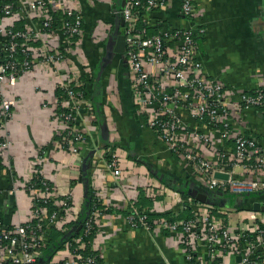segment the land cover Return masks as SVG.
Listing matches in <instances>:
<instances>
[{
	"label": "built area",
	"instance_id": "2783aa9c",
	"mask_svg": "<svg viewBox=\"0 0 264 264\" xmlns=\"http://www.w3.org/2000/svg\"><path fill=\"white\" fill-rule=\"evenodd\" d=\"M51 12H59L62 19L60 50L40 44L54 30ZM119 14L131 97L143 120L141 127L150 129L181 167L208 189L235 196L264 191V145L237 131L248 110L264 116V89L236 92L207 74L200 49L206 30L195 19L192 0H125ZM27 19L40 24L26 25ZM82 34L81 14L71 0H0V131L7 129L13 116L18 82L41 69L59 76ZM68 71L75 74L74 66L69 65ZM73 86L82 88L72 77L61 83L64 95H57L50 118L56 146L77 157L75 145L83 134L73 127L84 98ZM10 144L2 135L0 153ZM47 153L39 149L33 179L24 186L27 217L5 223L0 216V264H38L53 231L67 233L78 217L72 196L60 194L44 173ZM104 153L106 171L120 178L119 156L111 149ZM215 173L228 178L215 179ZM93 194L92 209L79 232L46 264H104L87 239L96 235L97 220L109 208L101 206L94 189ZM237 214L187 199L178 216L160 220L159 225L181 234L186 264H228L229 255L239 258L235 264H264V210L248 211L243 226L231 224ZM126 219L133 228L151 230L146 213H131ZM199 248L205 250L203 258L197 256ZM60 251L65 254L59 255Z\"/></svg>",
	"mask_w": 264,
	"mask_h": 264
},
{
	"label": "crops",
	"instance_id": "0c3cea01",
	"mask_svg": "<svg viewBox=\"0 0 264 264\" xmlns=\"http://www.w3.org/2000/svg\"><path fill=\"white\" fill-rule=\"evenodd\" d=\"M121 1L71 0L81 14L83 34L59 76L41 69L18 82L13 116L7 129L0 131V139L5 135L11 143L0 153V216L5 223L27 217L29 199L24 186L33 179L36 156L44 148L48 150L44 173L60 194L72 196L78 216L88 184L101 206L109 208L98 218L92 241L104 264H186L181 234L162 230L159 221L181 213V204L190 199L183 198L190 183L211 190L181 167L150 129L141 127L143 120L132 102L125 49L117 47V40L123 37V18L116 14ZM192 2L195 19L206 30L200 49L207 74L236 92L264 89V0ZM51 20L54 30L40 44L60 50V13L51 12ZM30 24L37 27L40 22L27 19L26 25ZM106 53L112 59L98 79V66ZM69 65L74 66L75 74L68 71ZM71 77L88 94L73 127L83 134L75 145L77 157L56 146L57 133L50 118L57 89ZM237 131L251 134L264 145V116L259 110H248ZM106 149L120 158V178L106 171ZM13 189L15 194L9 195ZM255 202L264 204V199L241 202L243 210L231 224L245 225ZM131 213H146L151 230L131 227L126 219ZM197 256L203 258L205 250L199 248ZM226 261L235 264L238 257L229 255Z\"/></svg>",
	"mask_w": 264,
	"mask_h": 264
},
{
	"label": "trees",
	"instance_id": "16d2710c",
	"mask_svg": "<svg viewBox=\"0 0 264 264\" xmlns=\"http://www.w3.org/2000/svg\"><path fill=\"white\" fill-rule=\"evenodd\" d=\"M72 90L75 92V93H81L83 98H86L88 96L87 92H86V89L84 88V86L82 88H78V87H72ZM56 94L57 95H64V90H61V89H57L56 91ZM82 181H85V179L83 180V178L81 179ZM209 192H215V191H209ZM225 197H230V198H233V199H238V202L237 205H233L232 208L236 211H241L243 210V205L241 206L240 203L241 202H244V201H250L252 198H260V199H264V192L262 193H256V194H250L249 196V199H245V196L244 198H242L241 195L240 197L239 196H235V195H231L229 193H224ZM183 198H186V194L183 195ZM242 198L243 201L240 199ZM187 200V198H186ZM94 203V194H93V189L90 188L89 184L86 185V189H85V198H84V202H83V207L81 209V212L78 216V220L76 223H74L73 225L70 226V229L67 233H59L57 231H53L52 235H51V238H50V242L48 244V246L46 247L44 253H43V256L41 257V262L38 264H46V262L48 260L51 259V257L59 250H61L63 248V245L71 240L74 236H76V230L78 229L79 226L82 225L83 221L85 220V218L87 217V215L89 214V212L91 211L92 209V205ZM214 207H217V206H214ZM94 234L89 236L87 241H89L90 243L93 241V238H94Z\"/></svg>",
	"mask_w": 264,
	"mask_h": 264
},
{
	"label": "water",
	"instance_id": "95a60500",
	"mask_svg": "<svg viewBox=\"0 0 264 264\" xmlns=\"http://www.w3.org/2000/svg\"><path fill=\"white\" fill-rule=\"evenodd\" d=\"M124 2L125 0H122L120 2V8H117L116 10V14H118L120 16V18L122 19L121 14H119L120 10H122L123 6H124ZM124 25L123 19H122V26ZM118 46H122L125 49V43H124V37H122L120 40H117V47ZM112 56L109 53H106V55L101 59L100 63H99V68H98V79L100 78V76L102 75V72L104 70V68L107 66V64L109 62H111ZM106 139V138H105ZM215 179H219V180H227V175L226 174H221V173H215L214 175ZM182 187H184L182 185ZM178 190H180L182 192V188H178ZM186 190V193H185ZM184 193L192 200H194L195 202H199L201 204H205V205H209V206H217L219 208H227L230 207L232 208L233 205H237L238 199H233L228 197H225L224 193L220 192V191H215V192H209V191H204L202 188H198L196 186H194L193 183H190L189 185H187L185 187ZM264 191L258 192V193H262ZM256 194V193H254ZM248 195H243L241 196L242 198L245 199H249ZM240 197V196H239ZM240 198L242 201L243 199ZM264 207H262L260 202H255L252 204V208L251 211L252 212H260L263 211ZM81 226L78 227V229L76 230V234L79 232ZM42 260H39V263ZM239 261V258H238Z\"/></svg>",
	"mask_w": 264,
	"mask_h": 264
},
{
	"label": "rangeland",
	"instance_id": "374dc122",
	"mask_svg": "<svg viewBox=\"0 0 264 264\" xmlns=\"http://www.w3.org/2000/svg\"><path fill=\"white\" fill-rule=\"evenodd\" d=\"M72 209H73V207H72ZM236 216V215H235ZM62 254H65V253H62Z\"/></svg>",
	"mask_w": 264,
	"mask_h": 264
}]
</instances>
